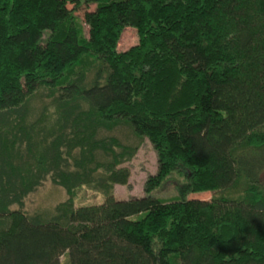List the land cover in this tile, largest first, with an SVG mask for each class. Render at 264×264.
<instances>
[{
  "label": "trees",
  "instance_id": "obj_1",
  "mask_svg": "<svg viewBox=\"0 0 264 264\" xmlns=\"http://www.w3.org/2000/svg\"><path fill=\"white\" fill-rule=\"evenodd\" d=\"M81 2L0 0V264H264V0ZM121 126L157 155L127 200ZM172 173L221 195L151 196ZM47 179L67 199L25 213ZM82 187L103 202L75 207Z\"/></svg>",
  "mask_w": 264,
  "mask_h": 264
},
{
  "label": "rangeland",
  "instance_id": "obj_2",
  "mask_svg": "<svg viewBox=\"0 0 264 264\" xmlns=\"http://www.w3.org/2000/svg\"><path fill=\"white\" fill-rule=\"evenodd\" d=\"M81 5L75 14L83 20L84 14L95 9L94 4H87L85 0H81ZM69 8L73 5L69 4ZM85 35L88 36V26L83 23ZM138 43V34L135 28L125 27L120 33L117 50L125 51ZM49 103V99L45 93L35 95L31 102L33 109L32 115L35 116L40 112L41 108ZM111 135H115L119 140L126 145L137 146V151L130 161L123 164L128 168L130 176L126 184L115 185L114 195L117 200H127L130 198H138L144 195V183L149 175H153L157 171V155L147 138L142 140L135 137V135L125 126L115 129ZM186 179L177 174L172 173L161 186L155 188L151 192V196L162 202L175 201L179 198L188 199H202L209 200L213 197L221 195L215 191H200V192H184V185ZM67 199L66 191L59 186L54 185L50 179L45 180L34 192L29 194L24 200V206L21 208L25 213L41 214L45 218H50L55 214V207ZM103 197L84 187L79 188L74 193L75 207L89 206L101 204ZM12 209H19L18 206H12ZM62 264H68L67 259L61 257Z\"/></svg>",
  "mask_w": 264,
  "mask_h": 264
}]
</instances>
